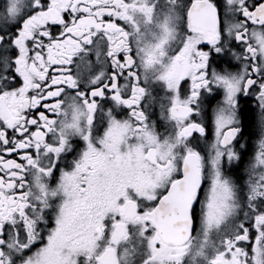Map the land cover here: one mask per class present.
<instances>
[{"label":"snow or ice","instance_id":"6c2138e0","mask_svg":"<svg viewBox=\"0 0 264 264\" xmlns=\"http://www.w3.org/2000/svg\"><path fill=\"white\" fill-rule=\"evenodd\" d=\"M0 264H264V0H0Z\"/></svg>","mask_w":264,"mask_h":264}]
</instances>
